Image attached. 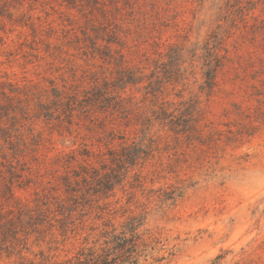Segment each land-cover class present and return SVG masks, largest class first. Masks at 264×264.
I'll list each match as a JSON object with an SVG mask.
<instances>
[{
  "label": "rangeland",
  "instance_id": "rangeland-1",
  "mask_svg": "<svg viewBox=\"0 0 264 264\" xmlns=\"http://www.w3.org/2000/svg\"><path fill=\"white\" fill-rule=\"evenodd\" d=\"M129 218L152 264H264V0H0V264Z\"/></svg>",
  "mask_w": 264,
  "mask_h": 264
},
{
  "label": "trees",
  "instance_id": "trees-1",
  "mask_svg": "<svg viewBox=\"0 0 264 264\" xmlns=\"http://www.w3.org/2000/svg\"><path fill=\"white\" fill-rule=\"evenodd\" d=\"M76 177H79L75 182L77 186H71L69 190L73 198L83 192L82 187L86 190L90 186V178L94 176L85 167L84 172H76ZM59 205L66 207L63 200L59 201ZM141 226V219L129 218L120 227L106 230L99 246L81 248L77 255L60 264H152L147 254L150 248L154 249L152 239L151 236L145 237L146 233L140 231ZM154 260L159 262L162 257Z\"/></svg>",
  "mask_w": 264,
  "mask_h": 264
}]
</instances>
